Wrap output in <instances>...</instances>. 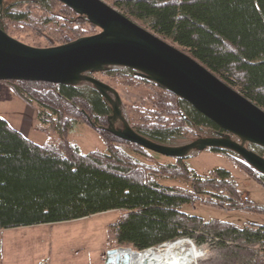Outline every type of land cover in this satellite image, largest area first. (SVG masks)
<instances>
[{
    "label": "trees",
    "instance_id": "obj_1",
    "mask_svg": "<svg viewBox=\"0 0 264 264\" xmlns=\"http://www.w3.org/2000/svg\"><path fill=\"white\" fill-rule=\"evenodd\" d=\"M107 1L264 110V0ZM54 12L66 19L52 16ZM0 26L9 33L10 26L16 32L21 27L45 33L57 45L93 31L86 17L54 0L14 3ZM107 74L125 86L151 91L147 102L131 106L128 115L133 128L154 141L170 144L192 134L194 128L222 131L189 103L132 70ZM6 83L37 109L39 129L58 138L38 145L0 116V231L118 211L121 216L108 227L117 246L157 250L189 239L209 250L198 264H264V226L241 229L181 211L198 201L232 211L250 209L229 171L215 169L201 177L182 160L174 165L149 163L153 152L104 130L112 111L90 86ZM82 124L98 130L107 145L105 153L85 154L71 142L70 134ZM233 161L264 187V176ZM166 178L183 180L191 189L165 186L161 182ZM251 209L264 213V207Z\"/></svg>",
    "mask_w": 264,
    "mask_h": 264
},
{
    "label": "water",
    "instance_id": "obj_2",
    "mask_svg": "<svg viewBox=\"0 0 264 264\" xmlns=\"http://www.w3.org/2000/svg\"><path fill=\"white\" fill-rule=\"evenodd\" d=\"M54 1L86 17L99 33L62 46L35 48L14 39L0 26V82L90 86L109 104L112 114L108 127L103 129L117 138L175 160H186L209 150L227 152L264 176V156L254 149L264 150L262 108L191 55L103 0ZM10 4L0 0V23ZM114 69L134 71L137 77L189 103L222 131L179 146L160 143L138 133L125 117L120 94L94 77ZM152 250L112 249L102 264H132V254L143 256ZM142 264L154 263L143 260Z\"/></svg>",
    "mask_w": 264,
    "mask_h": 264
},
{
    "label": "rangeland",
    "instance_id": "obj_3",
    "mask_svg": "<svg viewBox=\"0 0 264 264\" xmlns=\"http://www.w3.org/2000/svg\"><path fill=\"white\" fill-rule=\"evenodd\" d=\"M7 1L11 3L9 7L14 3L27 2V0ZM103 1L113 6L107 0ZM52 16L66 19L56 12L52 13ZM1 23H4V19ZM10 27L13 29L11 33L7 30L4 31L14 39L31 47L49 48L53 46H62L57 45L56 41L52 39L53 37L51 38L45 33L22 29L21 27L16 28L18 31L16 32L13 28L14 26ZM92 29L93 34L88 30L89 34L80 38L94 36L99 33L96 27L94 28L93 26ZM176 47L179 48L178 46ZM117 70L120 69L96 74L94 77L111 86L120 94L123 101L125 117L133 128L129 120L128 111L131 106L137 104L144 105L151 91L144 86H125L122 84L121 80L113 79L108 76L107 73ZM0 116L13 128L22 132L24 136L38 145L49 144L58 138L57 135H51L39 129L37 109L26 104L6 82H0ZM213 133L214 132L206 129L194 128L192 134L186 135L184 138L170 143V145H185L199 137L213 136ZM70 140L85 154L91 152L105 153L107 151V145L98 130L88 124L77 126L70 134ZM254 149L258 153L261 152L260 149ZM231 156L232 155L229 156L223 152L209 150L200 154H195L182 161L193 174L201 177L208 176L210 172L215 169H225L229 171L237 185L240 196L243 199L248 197L250 209L232 211L208 206L198 201L194 204L184 205L181 211L205 221L216 220L234 224L241 229L249 225L264 226V213L251 209L255 206L264 207V187L242 171L233 161L238 159L235 156L231 158ZM152 158L153 160L151 162L149 161V163L156 162L174 165L177 161H181L155 153L152 154ZM161 183L169 187H179L186 190L191 189L190 184L183 180L166 178ZM120 216V212L110 211L70 222L0 231V264H102V259L106 256L108 251L119 248H132L117 246L109 238L108 227L115 223ZM184 241L189 244V247L194 246L200 254L202 252V255L199 257L200 259L209 254L207 248L197 247L194 242H190L191 240L189 239H185ZM167 246L168 244L165 248H167ZM165 248L157 250H163ZM199 258L195 264H198Z\"/></svg>",
    "mask_w": 264,
    "mask_h": 264
},
{
    "label": "bare ground",
    "instance_id": "obj_4",
    "mask_svg": "<svg viewBox=\"0 0 264 264\" xmlns=\"http://www.w3.org/2000/svg\"><path fill=\"white\" fill-rule=\"evenodd\" d=\"M199 257L200 252L195 247H189L186 241L179 240L163 250H152L148 255L132 254V264H142L143 260L154 264H195Z\"/></svg>",
    "mask_w": 264,
    "mask_h": 264
},
{
    "label": "built area",
    "instance_id": "obj_5",
    "mask_svg": "<svg viewBox=\"0 0 264 264\" xmlns=\"http://www.w3.org/2000/svg\"><path fill=\"white\" fill-rule=\"evenodd\" d=\"M246 202H249V199H248V197H245V199H244ZM190 242H192V241H190ZM193 245V244H192ZM194 247V246H193ZM200 255H202V252H201V254Z\"/></svg>",
    "mask_w": 264,
    "mask_h": 264
}]
</instances>
